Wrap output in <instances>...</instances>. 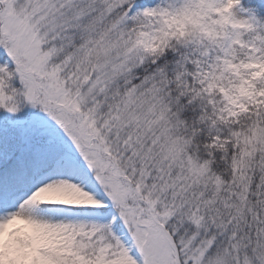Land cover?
Instances as JSON below:
<instances>
[{
    "label": "snow or ice",
    "instance_id": "1",
    "mask_svg": "<svg viewBox=\"0 0 264 264\" xmlns=\"http://www.w3.org/2000/svg\"><path fill=\"white\" fill-rule=\"evenodd\" d=\"M0 264H264V0H0Z\"/></svg>",
    "mask_w": 264,
    "mask_h": 264
}]
</instances>
